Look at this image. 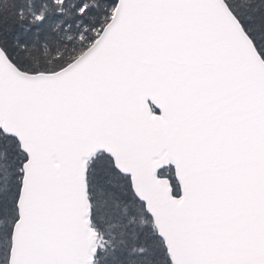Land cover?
I'll list each match as a JSON object with an SVG mask.
<instances>
[{"label": "snow or ice", "instance_id": "obj_1", "mask_svg": "<svg viewBox=\"0 0 264 264\" xmlns=\"http://www.w3.org/2000/svg\"><path fill=\"white\" fill-rule=\"evenodd\" d=\"M0 264H264V0H0Z\"/></svg>", "mask_w": 264, "mask_h": 264}]
</instances>
